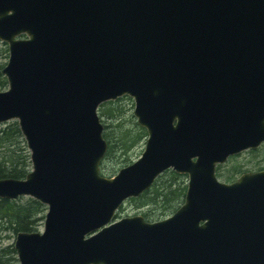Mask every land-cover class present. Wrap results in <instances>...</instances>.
<instances>
[{"label":"water","instance_id":"water-1","mask_svg":"<svg viewBox=\"0 0 264 264\" xmlns=\"http://www.w3.org/2000/svg\"><path fill=\"white\" fill-rule=\"evenodd\" d=\"M0 40V123L32 162L0 197L47 206L15 237L19 264H264V169L216 173L264 143V0H0ZM124 95L148 136L106 176L98 111ZM168 169L188 175L177 210L115 217Z\"/></svg>","mask_w":264,"mask_h":264},{"label":"trees","instance_id":"trees-1","mask_svg":"<svg viewBox=\"0 0 264 264\" xmlns=\"http://www.w3.org/2000/svg\"><path fill=\"white\" fill-rule=\"evenodd\" d=\"M0 43V90H4L8 87V80L2 72L6 65L2 58L9 57V48L7 43ZM122 99L124 98L106 101L99 107V115L104 124L103 135L108 143L100 171L106 176L114 175L120 167L131 163L130 151L139 140H145L148 135L133 114L128 113L124 105H120ZM108 160L111 167L106 164ZM262 162L264 160L257 164ZM31 168L30 151L18 121L0 123V178H24ZM220 169L221 165L217 168L218 177H224L227 181L234 179L236 174L243 171L242 166L236 167L230 174L222 173ZM186 190L187 175L168 169L149 189L130 200L137 203L146 219L152 221L158 217L164 218L177 210L185 200ZM46 211L45 204L30 196L13 199L0 197V242L3 239L14 238L20 231L38 230L43 224ZM0 264H18L14 241L0 243Z\"/></svg>","mask_w":264,"mask_h":264},{"label":"rangeland","instance_id":"rangeland-1","mask_svg":"<svg viewBox=\"0 0 264 264\" xmlns=\"http://www.w3.org/2000/svg\"><path fill=\"white\" fill-rule=\"evenodd\" d=\"M0 42H2V41L0 40ZM0 47H1V43H0ZM8 59H9V57L8 58H2L3 62H6V63L8 62ZM123 98L124 99H122V101H121L122 103H120V105H124L126 111L128 113L133 114L134 106H135L134 99L128 95L123 96ZM133 116H134V114H133ZM135 119H136V117H135ZM146 139L141 140V141L139 140L137 145L130 151L131 157H132V162L135 161L142 154L143 149L145 147ZM263 157H264V144L262 146H260L259 148H257V150L254 152H251L248 150L245 153L241 154L240 156H237L236 158L235 157L230 158L227 161V163L221 167L220 171L222 173H225V174H230L234 171V169L236 167H240V166L243 167L245 165L246 166L248 165L250 167H259V166L264 165V162H262L261 164H257L260 160H262L261 158H263ZM106 164L108 167H111V162L109 160L106 162ZM220 179L222 181H227L224 177H221ZM187 183H188V178H187ZM117 213H118L119 217L131 216V215H136V214L143 215L142 209H139L137 207V203L131 202L130 199L125 201V203L120 207V209ZM158 218H160V217H158ZM158 218H156V220H159ZM42 228H43V224L39 226L38 230H41ZM14 240H15V237L14 238L11 237V238H7V239H3L0 243H2V244L7 243V242L10 243V242H13ZM18 264H19V261H18Z\"/></svg>","mask_w":264,"mask_h":264},{"label":"flooded vegetation","instance_id":"flooded-vegetation-1","mask_svg":"<svg viewBox=\"0 0 264 264\" xmlns=\"http://www.w3.org/2000/svg\"><path fill=\"white\" fill-rule=\"evenodd\" d=\"M264 143H262L260 146H262ZM259 146V147H260ZM259 147H257V148H259ZM257 148H254V149H247V150H244V151H242V152H240V153H238V154H236V155H232V156H230L229 158H228V160L230 159V158H232V157H237V156H240L241 154H243V153H245L246 151H251V152H254V151H256L257 150ZM262 159V161L264 160V157L263 158H261ZM227 160V161H228ZM227 161L225 162V163H223V164H219L218 166H220L221 165V167L224 165V164H226L227 163ZM261 161V160H260ZM218 166H217V168H218ZM242 169H243V171H241L240 173H238V174H236V176L234 177V179H232V180H230V181H226V182H232V181H235L237 178H239L243 173H246V172H254V171H259V170H263L264 169V165H262V166H259V167H250V166H243L242 167ZM216 171H217V169H216ZM220 178V177H219ZM129 200V199H128ZM127 201V200H126ZM144 216V215H143ZM144 218L146 219V217L144 216ZM146 220H148V219H146ZM148 221H151V220H148ZM152 221H155V220H152Z\"/></svg>","mask_w":264,"mask_h":264}]
</instances>
